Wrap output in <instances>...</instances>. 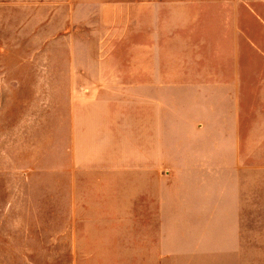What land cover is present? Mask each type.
<instances>
[{
	"label": "rangeland",
	"instance_id": "rangeland-1",
	"mask_svg": "<svg viewBox=\"0 0 264 264\" xmlns=\"http://www.w3.org/2000/svg\"><path fill=\"white\" fill-rule=\"evenodd\" d=\"M41 1L49 20L33 11L40 0H0V264H77L76 257L80 264H264V105L241 106L232 142L212 146L207 174L195 170L193 148L154 131L155 202L129 199L151 212L135 213L133 226L109 225L111 215L91 214L111 205L90 182L98 168L84 178L74 150L70 176L67 147L73 138L75 149L77 130H85V160H99L89 146L99 129L121 128V114L140 108L141 85H116L123 61L138 63L137 36L123 39L132 53L115 52L119 40L98 39L106 30L136 31V0ZM103 1L129 3L133 12L107 28L96 14ZM252 4L264 22V0ZM246 81L264 88V78ZM160 87L151 94L161 91L165 103L168 86ZM123 152L120 160L132 154ZM109 239L121 246L91 244Z\"/></svg>",
	"mask_w": 264,
	"mask_h": 264
},
{
	"label": "crops",
	"instance_id": "crops-1",
	"mask_svg": "<svg viewBox=\"0 0 264 264\" xmlns=\"http://www.w3.org/2000/svg\"><path fill=\"white\" fill-rule=\"evenodd\" d=\"M32 6L49 20L47 2ZM97 7V17L107 28L121 25L124 15L133 12L129 3L116 1H103ZM134 14L136 31L106 30L98 39L119 40L114 42L120 47L113 50L132 53L136 49L125 47L123 39L137 36L138 63L123 61L116 69V85H141L140 108L136 113L129 107L121 114L125 120L121 128L109 123L99 129V137L89 145L96 147L99 160H85V130H77L75 149L73 138L68 143L66 164L74 176L76 151L77 168L84 178L89 167L98 168V176L90 173V182L102 186V198L111 207L91 214L111 215L109 225L125 227L139 220L135 213L151 212L142 203L129 205V199L155 202L154 131L155 138L169 132L176 135V146L193 148L195 170L207 174L214 170L212 146L232 142L241 106L264 105V88L253 90L246 81L264 78V22L258 21L252 0H136ZM160 85L168 86L165 103ZM151 86H157L158 92L151 94ZM123 151L132 154L120 160ZM113 200L121 207L112 206ZM91 244L121 246L113 239ZM75 247L79 249V242ZM76 260L81 263L80 257Z\"/></svg>",
	"mask_w": 264,
	"mask_h": 264
}]
</instances>
